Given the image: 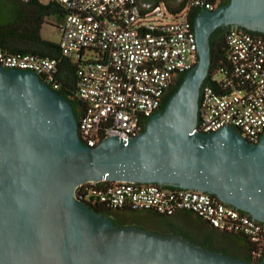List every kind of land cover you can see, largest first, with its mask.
<instances>
[{
	"label": "water",
	"instance_id": "1",
	"mask_svg": "<svg viewBox=\"0 0 264 264\" xmlns=\"http://www.w3.org/2000/svg\"><path fill=\"white\" fill-rule=\"evenodd\" d=\"M264 33V0H228L193 18L196 63L142 131L83 144L67 97L32 70L0 65V264H264L176 234L116 225L73 196L85 181H133L207 192L264 223V130H195L218 26Z\"/></svg>",
	"mask_w": 264,
	"mask_h": 264
},
{
	"label": "built area",
	"instance_id": "2",
	"mask_svg": "<svg viewBox=\"0 0 264 264\" xmlns=\"http://www.w3.org/2000/svg\"><path fill=\"white\" fill-rule=\"evenodd\" d=\"M50 1L63 10L57 47L60 58L74 65L77 134L93 147L109 136L127 139L142 131L177 75L197 61L190 10H212L224 0H184L175 7L164 0L145 5L138 0ZM60 58L0 46L3 68L32 70L53 90L63 86L57 77ZM206 77L195 130L210 132L227 124L256 142L264 130V34L230 27L222 58ZM73 196L84 203L160 215L187 210L219 231L245 238L252 260L264 253V223L207 192L99 180L77 184Z\"/></svg>",
	"mask_w": 264,
	"mask_h": 264
},
{
	"label": "trees",
	"instance_id": "3",
	"mask_svg": "<svg viewBox=\"0 0 264 264\" xmlns=\"http://www.w3.org/2000/svg\"><path fill=\"white\" fill-rule=\"evenodd\" d=\"M158 1V0H156ZM166 1V0H164ZM184 0H181L178 5L182 4ZM228 0H225L227 2ZM167 2V1H166ZM170 7L173 6L172 3L167 2ZM198 9H191L190 10V21L193 22V18L198 13ZM54 15L57 18V23H59L63 18V10L62 8L55 2H52L50 0L46 1L45 3L39 1V0H28V1H22V0H4V2L0 1V46L9 49L7 46V41L11 38H28L34 40H40L39 37V29L40 25L43 20V16L45 15ZM230 27L228 26L225 29L221 30V26L216 27L210 34L209 37V44H210V65L208 73H211L214 65L217 61L221 60L222 54H223V48H224V36L227 30ZM241 28V27H239ZM244 31L250 33V34H264L259 33L255 31H250L242 28ZM41 41V40H40ZM44 44H47L50 49L54 53V57L60 58L58 47L55 43H52L50 41H41ZM13 50V49H11ZM13 51H20V52H30L34 53L33 51L28 50H16ZM39 55H44L42 53H37ZM181 78L177 82L173 88L166 93L160 109H162L170 97V95L175 91L176 87L182 80L184 73L180 74ZM57 77L62 83V87L60 89H57L56 91L67 97L68 100L71 102L73 111L78 118L79 116V108L80 103L75 99L73 95V83H74V65L68 62L65 58H60L59 62L57 64ZM207 81V77H205L203 83ZM88 208L91 210L100 213L102 215H107L108 217H112L116 215V211H135L127 208H111L104 206L101 203L98 202H85ZM148 211V210H146ZM189 214H193L190 211L182 210ZM243 212V211H242ZM194 215V214H193ZM195 216V220L198 222H204L202 221L198 216ZM112 219V218H111ZM113 221V220H112ZM206 223V222H204ZM115 224V222H114ZM117 225V224H116ZM210 226V225H209ZM211 227V226H210ZM213 228V227H212ZM215 229V228H213ZM234 234V233H231ZM235 235V234H234ZM236 236L241 237L240 235L236 234ZM247 241V240H246ZM248 243V254L246 255L245 260H252L249 249L250 245ZM203 246V245H202ZM208 248L207 246H204ZM261 257L257 258L256 260H259Z\"/></svg>",
	"mask_w": 264,
	"mask_h": 264
},
{
	"label": "flooded vegetation",
	"instance_id": "4",
	"mask_svg": "<svg viewBox=\"0 0 264 264\" xmlns=\"http://www.w3.org/2000/svg\"><path fill=\"white\" fill-rule=\"evenodd\" d=\"M155 1L156 0H138L140 4L153 3ZM166 1L172 2L175 0ZM223 3H225V0ZM220 26L221 30L228 26L230 27V25L226 24ZM180 78L181 75H177L175 83L170 87L169 91L177 84ZM111 218L117 225H133L162 234L180 235L192 242L207 246L209 249L222 252L229 256L243 259L248 254V243L245 238L242 236L238 237L236 234L234 235L213 229L207 223L196 221L192 214L182 210H177L171 215H160L146 210L116 211V215ZM188 223L196 224L206 229L209 233L201 235L192 234L187 229L186 225Z\"/></svg>",
	"mask_w": 264,
	"mask_h": 264
},
{
	"label": "rangeland",
	"instance_id": "5",
	"mask_svg": "<svg viewBox=\"0 0 264 264\" xmlns=\"http://www.w3.org/2000/svg\"><path fill=\"white\" fill-rule=\"evenodd\" d=\"M0 1L4 2V0H0ZM41 2L45 3L46 0H42ZM177 2H179V0H175L170 3L176 4ZM56 24H57V18L54 15L50 14V15L43 16V20H42V23L39 29L40 38L43 40L55 41L57 39V29L55 27ZM186 226H187L188 231L192 234L201 235L204 233L205 234L209 233L206 229L201 228L193 223H188Z\"/></svg>",
	"mask_w": 264,
	"mask_h": 264
},
{
	"label": "crops",
	"instance_id": "6",
	"mask_svg": "<svg viewBox=\"0 0 264 264\" xmlns=\"http://www.w3.org/2000/svg\"><path fill=\"white\" fill-rule=\"evenodd\" d=\"M147 4H149V3H147ZM57 25H58V23L55 26L56 29H57ZM40 40L41 41H50L52 43H55L57 46L58 31H57V39L55 41L43 40L41 38H40ZM40 40H34V39H31L30 37H28V38H11L7 41V46L9 48V50H11V49H13V50L16 49V50H21V51L28 50V51H33L34 53H42L44 55L54 57V53L50 49V47L47 44L42 43ZM13 50H11V51H13Z\"/></svg>",
	"mask_w": 264,
	"mask_h": 264
}]
</instances>
